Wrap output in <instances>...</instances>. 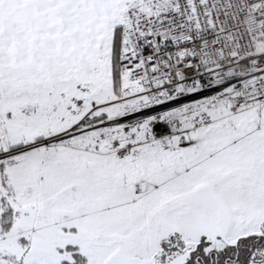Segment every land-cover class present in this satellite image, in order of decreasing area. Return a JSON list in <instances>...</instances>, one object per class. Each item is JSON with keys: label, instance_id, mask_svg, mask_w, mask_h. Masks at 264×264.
Segmentation results:
<instances>
[{"label": "snow or ice", "instance_id": "1", "mask_svg": "<svg viewBox=\"0 0 264 264\" xmlns=\"http://www.w3.org/2000/svg\"><path fill=\"white\" fill-rule=\"evenodd\" d=\"M0 264H264V0H0Z\"/></svg>", "mask_w": 264, "mask_h": 264}]
</instances>
